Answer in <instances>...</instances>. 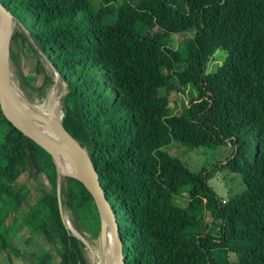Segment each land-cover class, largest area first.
<instances>
[{
    "label": "trees",
    "instance_id": "obj_1",
    "mask_svg": "<svg viewBox=\"0 0 264 264\" xmlns=\"http://www.w3.org/2000/svg\"><path fill=\"white\" fill-rule=\"evenodd\" d=\"M0 2L17 24L9 59L19 82L24 55L41 76L39 93L54 75L63 84L60 123L95 167L125 264H264V0ZM215 50L224 57L206 73ZM180 78L194 95L172 113L166 95ZM0 123L9 128L0 134V258L44 264L19 247L33 234L57 244L55 264H88L56 195L29 184L33 146L42 149L1 111ZM171 142L230 145L215 164L244 189L222 200L207 183L213 170L187 169ZM59 196L83 237L91 196L70 176H61Z\"/></svg>",
    "mask_w": 264,
    "mask_h": 264
},
{
    "label": "rangeland",
    "instance_id": "obj_2",
    "mask_svg": "<svg viewBox=\"0 0 264 264\" xmlns=\"http://www.w3.org/2000/svg\"><path fill=\"white\" fill-rule=\"evenodd\" d=\"M12 24L13 28L17 26L14 21H12ZM193 33L194 29L189 30L186 33V36L192 37ZM180 39L181 38L178 35L174 36L173 40L176 46H179ZM223 57L224 52L222 50H215L205 64V72L208 73L213 71L215 66L221 63ZM31 64L26 57L22 55V61L19 64L20 66L18 69V72L22 75V81L19 82L17 75L14 72L15 67H13L10 62L9 73L11 85L19 94L20 98L32 107H41L44 109L45 105L50 100V102L55 105V117L60 122L61 110L59 100L63 94V84L60 83L54 75L52 77L53 83L45 89L44 93H39L34 86L39 85L41 76L38 73H35L36 68H34V65ZM172 83L174 86H177V88L176 90L169 92L166 97L170 111L172 113H177L180 108L185 107L188 104V99L194 95V92L191 86L186 84L182 78L178 80L175 79ZM159 94L163 95L164 90L160 89ZM8 130L9 128L5 123H0V134L3 138L9 135ZM168 147H171L169 149L170 152L177 156L187 169L194 172H198L202 170V168H205L207 171L212 169L213 172L211 173V177L208 179L207 183L222 200H226L229 196L244 189V186L237 174L220 169L216 166L217 164H215L217 161H222L229 154L232 149L230 145L223 144L215 148L199 146L192 149H186L179 143L171 142ZM45 153V151L43 152L38 147L33 146V166H29V173L30 175H35V177H32V179L29 180V184L37 190H40V192H50L57 195L60 178L63 175L58 174L57 166L55 165L52 157L50 155L47 156ZM50 165H53V169H50ZM20 181L23 182V178H21ZM20 184L21 183H16L13 186L19 187ZM185 199L186 196L181 194L173 197L172 202L180 205ZM90 212L91 216L89 218L85 217L86 221L84 224L83 237H79L83 243L84 258L88 264H109L110 261L108 262V259L106 258L107 248L104 244L106 227L103 229V233L101 235V222L94 205L90 209ZM61 217L66 227L75 232L72 226L71 215L66 208L61 207ZM19 247L29 256L46 257L44 264H55L57 262V244L48 245L33 234H29L28 237L26 234H22ZM111 258H113L112 249L111 257L109 259ZM0 264L7 263L4 259L0 258Z\"/></svg>",
    "mask_w": 264,
    "mask_h": 264
},
{
    "label": "water",
    "instance_id": "obj_3",
    "mask_svg": "<svg viewBox=\"0 0 264 264\" xmlns=\"http://www.w3.org/2000/svg\"><path fill=\"white\" fill-rule=\"evenodd\" d=\"M12 21L13 18L9 9L0 2V111L11 126L48 153L55 165L54 157L56 154H64L69 158L75 174H63V176L77 179L87 190L101 222V235L106 227L110 237L113 261L115 264H125L114 211L104 195L97 172L89 156L63 128L60 122L57 125V129L61 137L65 142L72 141L74 144L67 145L62 143L41 130L37 122L42 119L35 114L27 112L17 95H15L9 79V42L13 30ZM56 197L58 209L61 212L59 186ZM71 232L73 231L71 230ZM73 233L78 238L81 237L76 232Z\"/></svg>",
    "mask_w": 264,
    "mask_h": 264
},
{
    "label": "bare ground",
    "instance_id": "obj_4",
    "mask_svg": "<svg viewBox=\"0 0 264 264\" xmlns=\"http://www.w3.org/2000/svg\"><path fill=\"white\" fill-rule=\"evenodd\" d=\"M9 79H10V73H9ZM11 82V80H10ZM14 89V88H13ZM15 91V89H14ZM52 93V91H51ZM15 95H17L18 99L21 101V104L25 108V110L31 114H35L39 116L42 120L37 122L38 127L43 130L45 133H47L49 136L53 137L54 139L65 143L67 145L74 144V142H65V140L61 137L57 125L59 123L58 119L55 117V105L53 103L49 102L45 105L44 109L41 107L35 108L27 104L25 101H23L19 94L15 91ZM56 161V166H57V172L60 175L63 174H75V170L69 160V158L64 155V154H56L54 157ZM105 246H106V253L107 256L106 258L108 259V262L110 261L109 264H115L113 261V258L109 259L111 257V242H110V237L108 235V232L106 230L105 233ZM109 257V258H108ZM106 261V260H105ZM104 261V262H105Z\"/></svg>",
    "mask_w": 264,
    "mask_h": 264
}]
</instances>
